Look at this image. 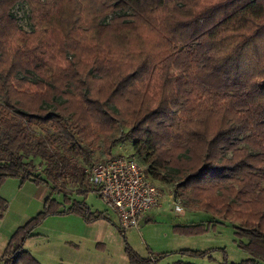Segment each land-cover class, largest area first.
Here are the masks:
<instances>
[{
    "label": "trees",
    "instance_id": "obj_1",
    "mask_svg": "<svg viewBox=\"0 0 264 264\" xmlns=\"http://www.w3.org/2000/svg\"><path fill=\"white\" fill-rule=\"evenodd\" d=\"M119 126L149 179L230 217L248 255L222 264H264V0H0V183L45 184L38 214L105 218L82 199L58 208L53 194L87 190L95 141L109 156ZM6 205L0 195V216ZM20 227L0 264H40ZM124 249L129 264L149 261Z\"/></svg>",
    "mask_w": 264,
    "mask_h": 264
},
{
    "label": "rangeland",
    "instance_id": "obj_2",
    "mask_svg": "<svg viewBox=\"0 0 264 264\" xmlns=\"http://www.w3.org/2000/svg\"><path fill=\"white\" fill-rule=\"evenodd\" d=\"M25 9V6L18 5L12 12L18 25L28 30ZM32 130L38 133L41 129L32 125ZM124 130L125 127L119 126L113 132L116 142L109 154L132 153L131 138L124 135ZM95 143L97 148L91 154V163L104 157L102 138ZM134 156L143 164L140 158ZM37 161V157L31 158V170L39 169ZM150 180L159 188L160 200L149 208L148 218H139L135 226L123 228L115 210L106 206L89 185L84 193L72 192L66 199L54 193L53 196L59 202L58 208L67 206L72 199H82L89 209L103 210L105 218L86 220L81 214L72 211L38 214L46 197H43V191L40 192L45 184L6 177L0 183V195L7 200L6 208L0 216V252L16 229L30 225V235L22 240V247L40 264H129L125 245L138 255L149 257L146 264H172L176 261L186 264H222L223 257L226 261H238L248 255L236 245L233 227L227 220L229 216H221L197 208L196 205H187L176 194L173 183ZM44 189L48 194L49 188ZM175 205H178L177 210ZM212 215L223 220L206 222ZM200 221H203L204 229L193 232L174 227ZM189 249L208 250V253L191 255L181 251Z\"/></svg>",
    "mask_w": 264,
    "mask_h": 264
},
{
    "label": "built area",
    "instance_id": "obj_3",
    "mask_svg": "<svg viewBox=\"0 0 264 264\" xmlns=\"http://www.w3.org/2000/svg\"><path fill=\"white\" fill-rule=\"evenodd\" d=\"M84 171L87 184L106 206L115 210L123 228L135 226L138 217L160 200L159 188L145 175L143 164L131 154H110L85 165Z\"/></svg>",
    "mask_w": 264,
    "mask_h": 264
},
{
    "label": "crops",
    "instance_id": "obj_4",
    "mask_svg": "<svg viewBox=\"0 0 264 264\" xmlns=\"http://www.w3.org/2000/svg\"><path fill=\"white\" fill-rule=\"evenodd\" d=\"M44 187H47L46 185H42V188L40 189V192L41 191H43V194L42 195H44L43 197H45V195H47L46 193H47V191L44 189ZM48 188V187H47ZM97 195V194H96ZM98 196V195H97ZM156 205V204H155ZM153 206V205H152ZM152 206H150L149 208H151ZM149 208L143 213V215H141L140 217H138V219L139 218H148L149 216H148V210H149ZM175 208V207H174ZM176 209V208H175ZM177 210V209H176ZM137 219V220H138Z\"/></svg>",
    "mask_w": 264,
    "mask_h": 264
}]
</instances>
